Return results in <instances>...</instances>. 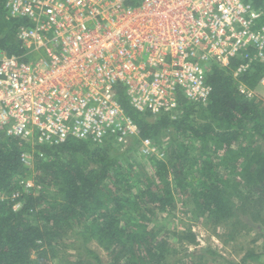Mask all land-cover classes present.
Masks as SVG:
<instances>
[{"label": "trees", "instance_id": "1", "mask_svg": "<svg viewBox=\"0 0 264 264\" xmlns=\"http://www.w3.org/2000/svg\"><path fill=\"white\" fill-rule=\"evenodd\" d=\"M249 1L262 10L264 22V0ZM4 2L0 0V51L19 54L16 35L26 20L9 17ZM263 74L264 62L256 63L241 80L253 89ZM206 77L212 87L207 103L181 99L176 119L138 112L128 104L124 90L117 89V99L137 125L140 138L157 140L170 129L176 135L177 151L170 161L154 158L150 173L136 185L132 172L118 162L122 154L109 144L100 147L68 139L41 145L34 153L35 167L55 187L51 195L44 187L35 193L15 181L26 165L21 155L28 144L0 134V264H50L64 225H76L73 242L80 243L79 254L67 264H240L211 249L209 257L187 252L184 259L171 261L173 234L157 233L150 224L149 215L175 210L174 185L190 200L189 205L186 200L182 204L192 214L215 223L238 222L244 215L264 226V111L238 91L226 68L213 65ZM194 143L205 148L200 158L191 153ZM65 154H79L84 163L64 161ZM220 166L229 173H221ZM16 202L19 209L13 207ZM174 235L177 242H196L188 229ZM91 241L106 252L107 263Z\"/></svg>", "mask_w": 264, "mask_h": 264}, {"label": "built area", "instance_id": "2", "mask_svg": "<svg viewBox=\"0 0 264 264\" xmlns=\"http://www.w3.org/2000/svg\"><path fill=\"white\" fill-rule=\"evenodd\" d=\"M4 7L26 24L16 35L21 52L0 51V134L31 148L75 139L109 144L124 159L135 150L159 158L119 103V87L138 112L176 119L181 99L207 103L213 65L253 99L241 79L264 62L263 12L249 0H5Z\"/></svg>", "mask_w": 264, "mask_h": 264}, {"label": "rangeland", "instance_id": "3", "mask_svg": "<svg viewBox=\"0 0 264 264\" xmlns=\"http://www.w3.org/2000/svg\"><path fill=\"white\" fill-rule=\"evenodd\" d=\"M252 89V88H251ZM254 97L253 100L256 104L264 111V74L258 79L255 87L253 88ZM175 133L170 129L161 133L159 139L151 140L154 146H157L163 155L159 157L165 162H169L170 158L173 157L174 152L177 151L175 147ZM40 148V147H39ZM38 147H26L23 152L26 153L25 167L21 171V175L15 177V181L18 185L25 187L29 184V187L33 189L35 193L40 192V188L44 187L46 189L45 193L54 191L55 187L52 186L51 182L46 180L45 172L37 167H35V162L33 159L34 153L38 152ZM194 150L191 151L192 154L200 158L202 151L205 150L202 144L194 143ZM171 156V157H170ZM219 156V154H218ZM154 156L144 155L136 150L132 155H128L124 160L118 159L124 171H131L133 176L134 185H136V180L144 178L147 176L152 167L151 161ZM64 161H72L74 164H83L84 161L82 156L79 154H74L67 156V154L62 155ZM198 167V166H197ZM221 167V166H220ZM221 173L228 174L229 170L226 167H221ZM173 175H169V181H172ZM172 183V182H171ZM137 187V186H136ZM133 187V190L136 189ZM18 191H16L17 193ZM173 193L176 200L175 210L162 213L157 212L154 215H149L151 221V228L157 233L170 232L172 235V246L175 253H171L170 260L173 261L176 257L179 259H184L185 253L192 252L195 254L206 253L211 249L215 251L218 255L225 258L226 260L232 261L234 263L240 262V264H264L262 254L264 253V226L260 227L257 222L249 219L248 216L240 215L238 222L226 223L220 222L215 223L211 220H206L192 214L190 211H186L182 204V201L186 200L189 205L190 200L186 198L185 194L181 190L177 189L173 185ZM15 194V191L13 192ZM12 194V195H13ZM3 197V195H1ZM12 198V196H11ZM17 203V202H16ZM14 204L13 207L19 209L20 204ZM43 205V204H41ZM75 226L66 227L65 225L61 227V231L58 234L56 244L55 256H52L49 260L50 264H67L72 257L79 254L80 243L74 241L73 231ZM188 229L196 235V242H177V236L174 234H181V231ZM231 234L232 238L228 237ZM91 247L98 250L99 255L107 263V254L103 251L94 241L89 243ZM250 253V254H248ZM247 255V256H246ZM35 257V255H33ZM244 258V261L242 259ZM220 258H217L219 260ZM34 264H38L35 262Z\"/></svg>", "mask_w": 264, "mask_h": 264}]
</instances>
